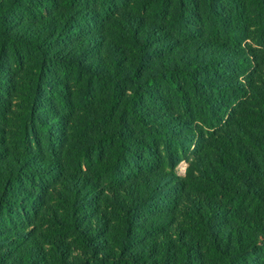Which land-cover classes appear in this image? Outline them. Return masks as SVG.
Instances as JSON below:
<instances>
[{"label": "trees", "instance_id": "16d2710c", "mask_svg": "<svg viewBox=\"0 0 264 264\" xmlns=\"http://www.w3.org/2000/svg\"><path fill=\"white\" fill-rule=\"evenodd\" d=\"M0 264H264V0H0Z\"/></svg>", "mask_w": 264, "mask_h": 264}, {"label": "rangeland", "instance_id": "374dc122", "mask_svg": "<svg viewBox=\"0 0 264 264\" xmlns=\"http://www.w3.org/2000/svg\"><path fill=\"white\" fill-rule=\"evenodd\" d=\"M255 48L260 49L259 46H256L255 44L253 45ZM185 168H186V163L185 162H181L177 167H176V174L179 177H184L185 175Z\"/></svg>", "mask_w": 264, "mask_h": 264}]
</instances>
